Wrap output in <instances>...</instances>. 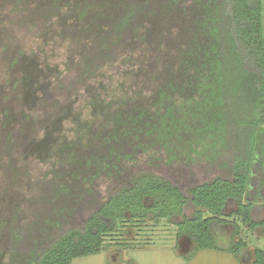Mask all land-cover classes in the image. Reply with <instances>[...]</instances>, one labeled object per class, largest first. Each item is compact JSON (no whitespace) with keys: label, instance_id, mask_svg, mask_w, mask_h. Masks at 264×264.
I'll use <instances>...</instances> for the list:
<instances>
[{"label":"trees","instance_id":"1","mask_svg":"<svg viewBox=\"0 0 264 264\" xmlns=\"http://www.w3.org/2000/svg\"><path fill=\"white\" fill-rule=\"evenodd\" d=\"M0 65L7 264H72L129 218L182 215L196 250L264 233V0H0Z\"/></svg>","mask_w":264,"mask_h":264},{"label":"rangeland","instance_id":"2","mask_svg":"<svg viewBox=\"0 0 264 264\" xmlns=\"http://www.w3.org/2000/svg\"><path fill=\"white\" fill-rule=\"evenodd\" d=\"M65 60L64 49L57 50L54 62L63 67ZM4 68L0 65V72ZM227 175V171L216 169L211 171L209 178L216 175ZM4 171L0 168V189L3 190L6 181ZM236 205H228L226 213L231 212ZM255 218L264 217L263 207L260 204L254 208ZM193 207H185V215L191 214ZM130 216V213H129ZM125 220L116 233L106 238V244L99 253L75 257L72 264H252L254 251L264 245L262 229L250 230L241 225L240 236L233 235L232 226H226L217 237L218 247L195 249L193 241L187 236L178 237L177 222L182 215H176L174 221L165 218L155 221L148 216L143 221ZM242 238L247 246L239 254L231 251L234 241ZM8 257L2 255L0 264H7Z\"/></svg>","mask_w":264,"mask_h":264}]
</instances>
